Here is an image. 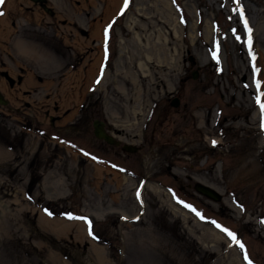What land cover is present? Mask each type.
I'll list each match as a JSON object with an SVG mask.
<instances>
[{
  "label": "rangeland",
  "instance_id": "374dc122",
  "mask_svg": "<svg viewBox=\"0 0 264 264\" xmlns=\"http://www.w3.org/2000/svg\"><path fill=\"white\" fill-rule=\"evenodd\" d=\"M119 3L0 5V264H264V0ZM157 20L182 67L138 125L133 65Z\"/></svg>",
  "mask_w": 264,
  "mask_h": 264
},
{
  "label": "bare ground",
  "instance_id": "6f19581e",
  "mask_svg": "<svg viewBox=\"0 0 264 264\" xmlns=\"http://www.w3.org/2000/svg\"><path fill=\"white\" fill-rule=\"evenodd\" d=\"M6 1L7 0H5V2ZM121 1L122 0H120L119 5L121 4ZM157 22L163 27L167 26L166 22L163 23L160 20H157ZM135 26L140 29L145 28L143 25L142 28L139 23H136ZM146 27L149 29L150 24ZM179 40V35L172 34V31L168 27V31L165 36L160 33L156 40H149L147 46L139 47L137 51L138 61L136 65H133L134 72L132 83L134 90V106L132 113L136 117H140V121L137 123L138 125L141 124L145 116V107L149 101L155 96H158L156 99L159 100L161 95L167 94L171 89V86L169 85L170 81L175 78L181 70L182 64L180 60L182 56L181 48L178 42ZM244 71H246L245 67ZM152 190L158 196L163 195V193H168V190L159 184H154ZM176 207L177 209H174L175 212L184 216L188 215L182 208L178 206ZM199 225L206 227V225L201 222ZM204 230L205 232H203V235H206L208 238L217 237L216 240L220 241V234L215 229L206 227ZM235 260L236 258H231L232 263L235 262Z\"/></svg>",
  "mask_w": 264,
  "mask_h": 264
},
{
  "label": "water",
  "instance_id": "95a60500",
  "mask_svg": "<svg viewBox=\"0 0 264 264\" xmlns=\"http://www.w3.org/2000/svg\"><path fill=\"white\" fill-rule=\"evenodd\" d=\"M32 1L35 3H38V2L43 3L45 0H32ZM44 9L47 10V8H44ZM192 76H193V78H195L196 73H194ZM9 82L12 83V80L10 79ZM6 103H7V101L5 100L4 96L1 94V91H0V104L5 105ZM172 104L177 105L178 100L176 98H174L172 100ZM92 128H93V135L96 139L104 141L105 143H107L109 145H119L121 143L119 141V139H116L112 133L107 131V129L105 128V122L103 120L94 119L92 121ZM121 148H122V150L129 152V153H134L138 149L134 145L126 144V143H123L121 145ZM195 189L200 194H203V195L211 198L212 200H218L219 199V195L212 188H210L208 186L196 184Z\"/></svg>",
  "mask_w": 264,
  "mask_h": 264
},
{
  "label": "snow or ice",
  "instance_id": "6c2138e0",
  "mask_svg": "<svg viewBox=\"0 0 264 264\" xmlns=\"http://www.w3.org/2000/svg\"><path fill=\"white\" fill-rule=\"evenodd\" d=\"M4 2H5V0H0V5H3ZM127 6H128V0H125L124 8H127ZM123 10H124V9L121 10V14L123 13ZM240 12H241V17H242V19H243L244 26H245V28H246V30H247V32H248V40H247V43H248L249 51H250V54H251V48H252V36H251V32H252V29H251V28L249 27V25H248V20L243 16V9H242V8L240 9ZM3 14H4V13H3L2 11H0V15H3ZM111 27H112L111 24H109V25L107 26V28H106V30H105V36H106V37H107L108 29H110ZM237 39H240V37L237 36ZM213 55H214V57H215L216 54L214 53ZM252 58H253V60H255V56H254V55H253ZM97 83H99V80H97ZM256 84H257V88H259V87H260V81H256ZM261 96H264V93H261L260 96H257V97H256V99H257V103L260 104V107H261L262 113H264V102L261 101V98H260ZM213 143L215 144L216 142L213 141ZM93 159H95V157H93ZM114 167H115V166H114ZM137 196H139V193H137ZM181 203H183V202L181 201ZM185 207H189V208H191L192 206H191V205H185ZM192 210L195 211V209H192ZM46 211H47V210H46ZM49 214H51V213H49ZM197 215H200V214L197 212ZM69 218H71V217H69ZM203 218H204V217L201 216V219H203ZM82 219H86V218H82ZM213 223H215V221H213ZM89 224H90V222H89ZM216 226H217L218 228H222V226L219 225V224H217ZM222 230L225 231L230 237H232V239H233L237 244H239V246H240L241 248H244V245H243L242 243H240L239 240L236 239V236H235L234 233H232L231 231H229V230L226 229V228H222ZM90 234H91V230H90ZM245 259L248 260L247 253H245ZM248 264H252V262L249 260V261H248Z\"/></svg>",
  "mask_w": 264,
  "mask_h": 264
},
{
  "label": "trees",
  "instance_id": "16d2710c",
  "mask_svg": "<svg viewBox=\"0 0 264 264\" xmlns=\"http://www.w3.org/2000/svg\"><path fill=\"white\" fill-rule=\"evenodd\" d=\"M120 15V14H119ZM114 21H112L110 24L112 25V27H113V25H114ZM109 30V29H108ZM109 61H108V59H107V56L104 58V64L106 65L107 63H108ZM89 230H90V228H89Z\"/></svg>",
  "mask_w": 264,
  "mask_h": 264
},
{
  "label": "flooded vegetation",
  "instance_id": "af4514ba",
  "mask_svg": "<svg viewBox=\"0 0 264 264\" xmlns=\"http://www.w3.org/2000/svg\"><path fill=\"white\" fill-rule=\"evenodd\" d=\"M8 81H9V79H8ZM10 83V82H9ZM10 84H13V82L12 83H10Z\"/></svg>",
  "mask_w": 264,
  "mask_h": 264
}]
</instances>
